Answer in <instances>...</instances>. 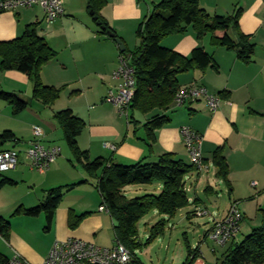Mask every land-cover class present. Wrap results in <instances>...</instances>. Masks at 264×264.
<instances>
[{
    "label": "crops",
    "instance_id": "obj_1",
    "mask_svg": "<svg viewBox=\"0 0 264 264\" xmlns=\"http://www.w3.org/2000/svg\"><path fill=\"white\" fill-rule=\"evenodd\" d=\"M160 1L107 0L100 14L125 47L133 51L139 46L136 38L139 23L152 13L154 6ZM199 3L212 16H228L235 9L242 10L239 28L243 34L251 37L256 46L253 60L244 64L234 53L213 47L209 37L198 41L191 30L184 35H172L163 39L162 47L180 55L188 57L196 47L201 46L213 56L217 70H193L179 75L178 82L180 88L192 84L205 87L210 94L220 98V104L213 112L208 109L204 100L182 107L173 104L166 113L169 123L155 131V141L151 147L146 141L143 126L157 112L150 115L136 112L130 123L115 106L104 102L109 90H113L117 84L113 73L119 67L120 51L115 41L99 34L101 28L90 15V0H64L63 15L51 24L45 21L44 11L39 6L0 11V42L20 37L28 25H38V35L56 53V57L41 69V82L45 86L60 89L61 93L59 99L47 108L40 101L32 99V86L28 77L15 69L4 72L0 69V92L14 93L28 102L27 109L21 114L29 112V108L38 111L34 121L40 124H33V127L41 128L44 135L41 144L47 148H60L56 141L60 139L62 132L54 115L66 109L71 110L85 123L77 141L79 148L88 153L91 161L102 158L115 164L130 166L142 160L154 163L163 154L172 153L177 159L191 165L180 132L182 127H189L202 137L201 151L207 169L201 173L194 171L185 178L190 203L186 219L196 217L194 212L197 210L208 211L207 203L216 205L217 211H208L206 216L209 217L212 228L214 220H223L227 216L232 203H237L238 208L240 204L247 206V203H257L258 210L264 209V0H199ZM215 36L221 38L224 33L216 32ZM221 93L223 94L219 96ZM7 106L0 103V113L4 117L8 115ZM12 133L17 141L6 142L0 146V151L17 150V145L24 144ZM33 139L31 131L28 143ZM218 148H222L228 166V184L216 176L217 169L212 162L213 154ZM60 150L62 151L61 148ZM60 156L43 174L30 170L23 158L18 167L3 178L15 184H5L0 187V191L6 186L15 187L24 183L33 193L40 191L35 196L40 204L47 191L76 185L65 191L49 230H45L47 224L44 214L38 217L17 214L19 208L30 209L23 204L14 214H6L0 202V218L10 226L7 240L0 236V253L9 261L19 255L30 264H42L56 241L68 239H79L102 247L97 243V238L105 229L107 217L113 230L109 213L99 211L102 200L96 181L76 166L70 170L71 167L64 161H59ZM20 167L25 169L18 171ZM72 172H76V177ZM253 182L257 183L256 187L252 186ZM149 186H152L153 194L160 193L162 189L159 183ZM137 191L149 189H133L131 186L123 189L128 198L131 192ZM72 193L76 195L73 197ZM18 200L14 197L13 203H20ZM222 205L225 210L221 212ZM71 214L76 217L86 214L75 229L69 227ZM242 216L241 226L246 228V217L243 213ZM257 227L248 228L243 235H249ZM241 231L242 228L234 242L242 240L239 237ZM212 253L215 256L216 251L212 250ZM216 262L217 257L210 264ZM194 264L207 262L198 258Z\"/></svg>",
    "mask_w": 264,
    "mask_h": 264
},
{
    "label": "trees",
    "instance_id": "obj_2",
    "mask_svg": "<svg viewBox=\"0 0 264 264\" xmlns=\"http://www.w3.org/2000/svg\"><path fill=\"white\" fill-rule=\"evenodd\" d=\"M106 2L107 0H90L89 10L94 12V22H100L101 26H104V30L98 26L99 34L114 41L108 37V33H115L114 30L100 14ZM241 14V9H235L233 14L228 16H212L201 8L199 0H161L154 6L152 13L139 23L136 30L139 46L133 51L126 48L125 53L119 54L124 58L127 54L131 55L128 61L135 71V95L127 120L131 123L136 112L141 115L158 113L143 126L149 147L155 141V131L169 123L166 113L174 104V97L180 89L178 76L193 70H217L213 56L203 47H196L190 56L186 57L162 47V40L172 35H184L191 30L198 41L209 37L213 47L224 48L234 53L242 63L249 64L253 60L256 46L250 36L240 31ZM37 28L36 23L28 25L20 37L0 42V69L3 72L15 69L25 74L32 86V99L51 107L59 99L61 90L43 85L40 71L56 57V53L38 35ZM216 32H223L224 36L218 38L215 36ZM0 100L11 106L13 116L21 114L28 107V102L14 93L0 92ZM54 120L63 134L72 160L81 166L89 178L96 181V188L101 195V206H105L113 221L115 241L131 253H135L141 246L138 242V223L145 216L157 212L162 217L151 227L147 241L149 244L164 234L168 221L174 218L177 212L189 207L185 178L196 172L193 165L184 163L172 153L163 154L154 163L142 160L130 166L115 164L102 158L91 161L88 153L79 148L77 141L85 127L84 121L69 109L56 113ZM13 141L17 139L11 131L0 133V146ZM212 162L217 169L216 176L228 184L229 170L222 148L214 152ZM155 183L162 185L158 194L128 198L123 193L127 186ZM5 184L15 183L3 179L0 187ZM75 186L51 189L47 191L39 206L30 209L19 208L16 213L28 217L44 214L47 224L45 230H49L65 191ZM84 216L86 214L79 217L71 214L69 227L74 229ZM9 230V223L0 218V236L3 239L7 240ZM186 249L187 256L182 264H194L200 257L199 248L193 249L186 242ZM224 250L222 256L217 258L216 264H264V220L262 226L255 228L239 242L231 241ZM135 262L140 264L137 258ZM0 264H9V259L1 253Z\"/></svg>",
    "mask_w": 264,
    "mask_h": 264
},
{
    "label": "built area",
    "instance_id": "obj_3",
    "mask_svg": "<svg viewBox=\"0 0 264 264\" xmlns=\"http://www.w3.org/2000/svg\"><path fill=\"white\" fill-rule=\"evenodd\" d=\"M35 6L43 9L45 21L49 24L64 13V0H0L1 12L14 11L19 8L30 9ZM113 79L117 84L113 90H109L104 102L115 106L121 115L128 117L129 107L135 95V71L127 58L120 57L119 67L114 71ZM200 100L205 101L211 112L215 111L220 104L218 96L210 94L205 87L196 84L180 88L173 103L176 107H182ZM180 132L191 165L199 173L205 171L207 168L201 151L202 137L189 127H182ZM32 134L34 139L23 150L24 152L16 149L0 151V174L15 170L22 154L30 170L41 174L46 173L56 162L61 154L60 148L56 146L47 148L41 144L44 136L41 128L34 126ZM252 186L256 187L257 183L253 182ZM99 211L108 212L105 206H100ZM208 214L206 210L194 212V215L199 218L208 216ZM242 219L238 204L232 203L223 220L213 221L207 238L220 248L227 247L231 241L236 239ZM135 256V253H131L118 241H115L112 248H102L79 239H68L56 241L42 264H136ZM9 264L30 263L21 256L15 255Z\"/></svg>",
    "mask_w": 264,
    "mask_h": 264
},
{
    "label": "rangeland",
    "instance_id": "obj_4",
    "mask_svg": "<svg viewBox=\"0 0 264 264\" xmlns=\"http://www.w3.org/2000/svg\"><path fill=\"white\" fill-rule=\"evenodd\" d=\"M0 103L2 105H8L7 117H4L5 115H1L0 113V133L4 131L14 132L18 136L19 140H22L24 144H27L21 145V143L17 145V150H25L30 143H28V138L29 136H31L33 124H37L38 126L40 124L34 121V118H36L35 115H38V111L34 108H29V112H26V114H21L20 116L15 117L12 115V108L7 102L0 100ZM2 114L5 113L3 112ZM56 142V145H58L62 149L59 161H64L66 165H68V167H71L70 170L76 166V168L81 171V166H79L72 160L68 146L62 134L60 136V139ZM23 158L24 155L22 154V156L20 157V162L23 160ZM24 169V167H20L18 171H23ZM10 174L11 172H7V174L5 173L3 176H0V181ZM72 175L76 177L77 174L76 172H72ZM131 187L133 189L142 187L144 189H149V191H137L135 193L131 192L128 195L129 198H136L147 194H153L151 193V190L153 188L149 185ZM39 193L40 191L38 190L36 193H33L32 190L28 188V185L24 183L19 184L15 187L6 186L0 191V202L2 203V207H4V212H6V214H14L17 208L22 204L25 208H33L38 206L40 203H38L35 196L39 195ZM71 195L74 197L76 194L72 193ZM14 197L19 199L20 201L18 200V202L20 203H13ZM247 204L249 205H239V210L246 217V219H244L246 220V228L245 226H241L242 231L239 235L240 239H243L245 237V235L243 234H245L244 232L248 228L251 229L254 226L260 227L262 226L264 220V209L258 210L257 203ZM207 207L209 213H211L212 211H217L216 205L207 203ZM189 210L190 208H185L177 212L175 217L168 221L164 234L157 237L149 244H147V241L150 237L151 227L156 224L161 218L158 216V214H156V212H151L138 223V242L141 246L138 250L135 251V255L140 264H182L187 256L186 242H188V244H190L193 249L199 248V258L202 259V261L207 262V264H210L211 262L214 263L216 261V257L219 258L222 256V254L225 252L224 248H220L208 238H205L207 236V233L211 229V225L208 221L209 217H193L188 220L186 219V214ZM220 210L221 212L224 211L225 207L222 205ZM104 227V231L97 238V243L102 247H111L115 243V237L112 230L111 221L108 217L107 221L104 223ZM75 228H77V226ZM205 232L206 236L204 237ZM212 250L216 251L215 256H213Z\"/></svg>",
    "mask_w": 264,
    "mask_h": 264
},
{
    "label": "water",
    "instance_id": "obj_5",
    "mask_svg": "<svg viewBox=\"0 0 264 264\" xmlns=\"http://www.w3.org/2000/svg\"><path fill=\"white\" fill-rule=\"evenodd\" d=\"M90 15L91 16L94 15V12L92 10L90 11ZM94 19H96V17H94ZM97 25L101 27V30H104V26H101V23L100 22H98ZM108 37L114 39V41H115L116 45L118 46V49H119V51L121 53H125L126 52V47H125L124 43L121 41L120 38L116 37V34L115 33H111V32L108 33ZM130 57H131V55L130 54H127L126 58L128 60L130 59Z\"/></svg>",
    "mask_w": 264,
    "mask_h": 264
}]
</instances>
